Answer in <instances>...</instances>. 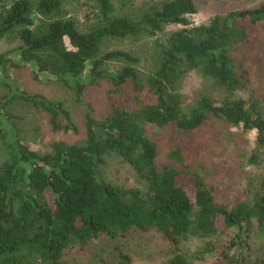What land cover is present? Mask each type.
Instances as JSON below:
<instances>
[{
	"label": "trees",
	"instance_id": "16d2710c",
	"mask_svg": "<svg viewBox=\"0 0 264 264\" xmlns=\"http://www.w3.org/2000/svg\"><path fill=\"white\" fill-rule=\"evenodd\" d=\"M4 1L0 40L14 34L20 44L0 53V86L7 89L0 96V264H104L105 254L123 263L130 257L126 249L141 248L134 238L149 233L171 246L224 236L218 244L206 241L200 254L216 252L214 264H252L255 231L264 234V177L252 186L249 200L228 208L215 201L197 175L168 166L159 170L158 144L147 129L173 126L190 132L209 118L241 125L244 132H256L247 162H262L264 116L255 102L236 98L214 105L201 98L183 113L176 89L189 72L210 78L229 96L240 89L242 67L233 54L249 29L264 22V0L256 8L213 16L199 25L188 21L196 12L192 0L149 6L137 17L117 11L112 0H94L101 21L85 31L63 16L61 0H14L8 6ZM140 35L152 38L158 51L157 66L144 79L128 65L138 58L124 51L100 54L107 39ZM113 61L126 64L107 70ZM23 65L31 67L33 81L61 84L87 109L81 145L54 142L49 151L36 152L17 139L8 114L14 102L45 113L53 132H77L61 102L7 81L8 67ZM101 81L113 92L128 86L131 107L94 119L84 92ZM110 154L128 163L136 188L122 190L102 180ZM169 157L182 161L178 148ZM170 262L187 264L175 254Z\"/></svg>",
	"mask_w": 264,
	"mask_h": 264
},
{
	"label": "rangeland",
	"instance_id": "374dc122",
	"mask_svg": "<svg viewBox=\"0 0 264 264\" xmlns=\"http://www.w3.org/2000/svg\"><path fill=\"white\" fill-rule=\"evenodd\" d=\"M14 0H5L8 6ZM62 14L73 19L81 31L94 28L100 23V16L94 0H61ZM169 0H112L117 11L131 17L145 11L149 6L159 8ZM196 12L188 18L193 25L206 23L213 16L225 15L230 11H241L256 8L262 0H192ZM37 15L35 14V17ZM178 29L170 27L169 30ZM16 35H7L0 40V53L13 51L19 46ZM67 45V42H66ZM107 51H124L139 59L133 66L140 79H144L157 66L158 51L152 40L145 35L128 36L123 39H107L100 46V54ZM18 61V57H11ZM234 61L241 65L243 74L241 87L233 96L218 89L210 78H205L197 72L187 73L177 84L176 92L180 97V109L187 113L201 98L208 99L214 105H220L224 100L242 99L255 102L264 116V22L249 29L247 39L233 54ZM123 61L110 62L106 69L119 70L125 66ZM7 81L14 83L19 89L38 94L52 102H61L68 110L76 133L53 132L50 130L47 115L28 104L14 102L8 109L9 120L19 141L30 150L47 152L54 142L81 145L85 139L84 115L87 109L77 104L73 93L61 84L52 82H35L31 78V67H8ZM6 88L0 86V96L6 93ZM131 92L128 86L119 91L106 82L89 86L84 92V100L91 109L92 117L103 119L117 109L131 107ZM148 133L158 144L156 165L159 170L164 167L184 169L191 175H197L201 182L209 188L214 199L228 208L239 202L249 200L253 187L264 177V151L262 162L258 165L249 164L248 157L254 152L256 132H244L242 126L228 125L222 120L207 119L202 126L190 131L179 132L173 126L164 128L150 127ZM180 149L182 161L178 162L169 154ZM104 182L110 183L122 190L134 189L138 183L131 167L114 154L105 157V164L100 173ZM251 191V192H250ZM141 243L139 249H126L130 257L123 263L103 256L104 264H171L175 255L185 258L187 264H214L218 258L216 252L200 251L206 241L218 244L224 241V236L218 238L193 239L181 241L171 246L154 234H143L135 237ZM250 260H264V234L255 231L252 240ZM174 252H173V251ZM100 261L90 264H99Z\"/></svg>",
	"mask_w": 264,
	"mask_h": 264
}]
</instances>
